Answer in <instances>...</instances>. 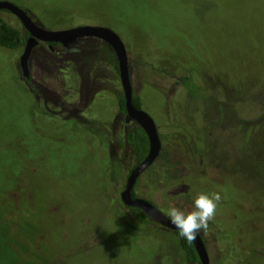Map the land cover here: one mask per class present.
I'll use <instances>...</instances> for the list:
<instances>
[{
  "label": "rangeland",
  "instance_id": "obj_1",
  "mask_svg": "<svg viewBox=\"0 0 264 264\" xmlns=\"http://www.w3.org/2000/svg\"><path fill=\"white\" fill-rule=\"evenodd\" d=\"M74 1L73 10L81 8V2L89 9L78 11L80 15L71 23L108 24L136 52L128 53L133 94L140 98L141 110L154 121L161 141L156 162L136 182V196L145 198L168 217L171 207L188 212L193 210L198 194L218 192L222 200L216 214L225 226L227 238L217 240V230L210 221L207 231L199 233L210 264H259L264 259V15L260 14L264 0H155L162 12L158 18L151 17L153 23L146 20L148 26L133 23L132 13L118 14L114 1L109 6L102 2L92 10L90 0ZM63 4L62 10L71 9ZM140 5L152 11L148 0H141ZM39 7L36 6L42 14L46 6ZM88 10L91 12L85 13ZM2 13L8 21L19 24L13 15ZM46 14L50 19L43 21L45 29L63 30L68 26L63 21L66 13L53 8ZM242 15L241 24L227 26L231 20L237 23ZM138 30L149 36L162 30L177 34L174 46L183 48L184 38L195 44L199 38L213 64H202L201 69L216 74H207L208 85L204 86L208 89L200 88V96L196 89H182L177 83L179 78L150 70L140 50L155 48V43L138 36ZM96 43L99 42H84L81 49L85 51L77 57L60 47L52 52L43 44L35 47L28 61V79L22 76L19 66L23 49L0 48V128L21 130L25 126L20 118L26 122L31 111L12 107H19V97L22 98L12 90L17 87V76L34 97H39L42 107L47 104L48 110L63 113L67 108L73 112L71 116L85 107L82 114L87 126L93 127L103 140L102 120L112 115L108 127L113 137L109 154L113 161L108 170L101 171L95 166L97 161L94 165L83 156L88 153L81 150L80 133L70 139L67 127L50 118L37 117L42 136L59 142L63 137V148L31 136L27 141L20 140V144L33 143L37 148L15 149L2 161V174L12 182L9 190L18 195L13 203L18 211H11L0 198V217H6L10 224L3 226L0 222V264H19L9 248L11 241L27 243L26 249L28 246V252L37 258L27 254L25 264H187L171 230L154 223L140 224L143 227L139 228L128 209L120 204L119 193L131 169L130 150L120 148L126 127L122 115L114 110L115 92L121 94L122 89L108 52ZM254 46L261 55L252 53ZM89 57L90 66L83 65ZM160 59L176 64L171 54L157 57L153 64L161 66ZM76 63L77 94H72L66 90L63 72H70ZM5 108L18 113L13 115ZM99 148L93 145L90 150ZM112 192H117L114 200L109 196ZM19 218L28 219L41 238L21 229ZM121 224L137 227L147 235L135 236ZM153 230L158 234L148 235ZM232 242L236 244L231 255L237 258L231 262L228 249Z\"/></svg>",
  "mask_w": 264,
  "mask_h": 264
},
{
  "label": "trees",
  "instance_id": "obj_2",
  "mask_svg": "<svg viewBox=\"0 0 264 264\" xmlns=\"http://www.w3.org/2000/svg\"><path fill=\"white\" fill-rule=\"evenodd\" d=\"M11 3H13L14 5L18 6L19 8L23 9L24 11L27 12V14H29L33 20L35 21V23L44 28L42 23L44 20H49V16L46 14L47 12H50L53 8H55L56 10H59L61 12L66 13V17L63 16V21L68 22V26H64L62 28H69V27H73V26H77V25H92V23H78V24H74V22H70L71 19L76 18L77 16H79L80 14L78 13V11H82L84 9H89V8H84V4L79 3V1H77L79 3V5H81L77 11L73 10V6H72V2H75L74 0H63V2L58 1V0H8ZM81 1H85V0H81ZM110 1H114L115 3V10L118 12V14L123 13V14H127V13H132V22L139 25V26H148L146 20H148L149 23H153L151 20V17L153 18H158L161 15V7H159V5H157L158 3L155 0H148V4L151 6L152 11L149 12L147 10V8L144 5H140V1L141 0H90L91 4H94L91 7V10L96 6V5H100L102 2L106 3L108 6L110 4H108ZM63 4V7L66 5H68L69 7H71V9H67V8H63V10L61 9V4ZM156 4L159 8H156L153 4ZM248 3V2H246ZM242 4V8L244 10H246V6L245 4ZM39 5H41V7H45L46 8L43 10V13L40 14L39 10H37L36 6L39 7ZM252 5V4H251ZM50 6V7H47ZM255 6V5H252ZM39 9H41L39 7ZM50 10V11H49ZM91 10L85 13H90ZM2 12H6L7 14H10L7 11H0V48L6 49V50H10V51H19L20 49H23L24 45H25V41L26 39L29 37V34L23 29V27L21 26L20 22L17 20V22L19 24H14L10 21H8L6 18H4L3 13ZM55 12V11H53ZM260 14L264 15V6L261 8L260 10ZM12 15V14H11ZM42 15V16H41ZM240 15V14H239ZM238 16V15H237ZM236 16V18H237ZM239 19V18H238ZM244 20V15H242L239 19V21L237 23H234L233 20L227 22V26L230 28L231 27H235L236 25H238L239 23L241 24L242 21ZM155 24V23H154ZM67 25V24H66ZM93 25H97L100 26V24H93ZM103 26L108 27V28H113L112 26H109L108 24H104ZM152 28L149 27L147 28V31L150 32ZM122 34V32H121ZM124 36V34H122ZM150 35L147 32L138 30V36L142 37L150 42H154L155 43V48H146V49H142L140 50V52L142 53V59L144 61H146V65L147 67L152 70V71H156V72H161L163 74H165L166 76L169 77H177L179 78L178 80V84L181 85L182 89H185L186 91L192 89H196L198 94L201 96L199 89H208L206 88L204 85L205 83L208 85L207 79H208V73H211L210 76H215L216 74L212 73V72H203V69H201L202 64H206L205 66H207L208 64L213 65L211 62L212 60H210L209 58V50L208 52L206 51V47H204V45L201 44L200 39L198 38V44H195L194 42H192L191 40L188 39H183L185 44H182L185 48L183 47H178V46H174L175 43H177L175 40L177 38V34H172L169 35L168 31L162 30L159 33H156V36ZM198 35V32H197ZM176 36V37H175ZM122 39V38H121ZM232 41V36L230 38ZM127 53H131V54H135L136 52H134L130 46V44L125 41L124 39H122ZM153 40V41H152ZM235 42V41H234ZM237 43V42H235ZM98 45H103V47L106 49V51L109 54V63L111 61L112 63V67L114 69V72L116 74H118L119 76V71H118V62L117 59L113 53V51L111 50V48L104 42H99L96 43ZM173 45V46H172ZM155 49V50H154ZM242 51H247L246 49H243L241 47ZM48 50V49H47ZM85 51V50H83ZM83 51L80 53L82 54ZM255 54L261 55L260 53V49H258L257 46L253 47V52ZM167 54H171L172 57L175 59L176 64L175 63H167L166 60H161L162 65H155L153 64V60L157 59V57H161V58H165ZM264 57V53L261 55ZM83 58V57H82ZM154 58V59H153ZM90 60L91 58L89 57L88 60H84L83 61V65H87L90 66ZM149 60V61H148ZM87 62V63H86ZM70 64H73L72 61L70 62ZM74 68L72 67V69L70 70V72H66L63 75L64 78V83L66 85V90H69V93L72 94H77L76 91V72H75V67L76 65H73ZM208 74V75H207ZM15 85H17V87H14L13 92H15V94H19L21 95L22 98L19 97V107H15L12 106L13 108L17 109V110H26L28 108H30V112L27 113L28 118L26 119V122L20 118V123L21 125H24L25 127L22 128L21 130L17 131V132H13L10 131L9 128L7 126H5L4 128H0V146L3 145V149L0 150V189L2 190V192L0 193V198H2L4 205L7 206V208H9L11 211H13L14 213L16 211H18L17 207H15L13 205L14 201L18 198L17 192H12L11 190H9L10 188V183H12L10 181V179L8 177H5L2 174V161L6 158H9L11 156L10 153H14L15 149L16 150H22L27 148L28 146H32V148L30 150H33L35 148H37V146L32 144H28V145H22L20 144V140L23 141H27V137H35V138H40L39 140H47L49 142H52V144L54 146H59L63 148V137H62V141H55L53 138L48 137L46 135L42 136V131L40 128V125L38 124L37 121V117L39 118H50L51 120H55L58 121L60 126H65L67 127V131H68V137L70 139H75L77 136V133H80V141L79 143L81 144V150L84 151L85 153H88L87 155L83 153V156L85 157V159L87 161H94V165L95 162H98V165H95L96 168H99V170H108V166L110 165V162L113 161V158L111 157L110 154V146L113 144V137L110 134V128L109 126V122L111 120L112 115H109L108 117H106L103 121V126L102 129H104L105 132V139L103 140V138L101 139L100 136H97L95 134L94 128L91 126H87V120H85L83 118V114L82 112H84V108H82L81 112H78L76 115L74 116H68L67 120H63V115H59L56 113H51L48 110H46L44 107L41 106V104H39L38 101H36V97H34V94L32 93V90L28 87H26L21 80H19L17 78V76L15 77ZM120 80V78H119ZM121 85V84H120ZM122 89V88H121ZM181 89V88H180ZM264 99V97H263ZM115 107L114 110H117L120 114H125V108H124V97H123V92L121 94H117L115 92ZM133 104L137 109H141V100L139 97L135 96L133 94ZM6 111L8 113H13L17 114L18 112H13V110L9 111L8 108H5ZM16 118V117H15ZM49 120V119H48ZM123 126L126 127V133H125V140L124 143L120 144V148L124 149L125 147H127L130 152H131V164H130V171L135 168L137 165H139L142 160L146 157L148 150H149V142H148V138L146 136V134L144 133V131L134 122H131L129 124H126L123 120ZM28 131L30 132V134L26 135V133H28ZM19 133L22 134V138H20ZM75 134V137L73 138L72 135ZM14 135H18V138L13 137ZM14 140L11 143H4L6 140ZM2 141L4 144H2ZM95 146V148H99L97 149V151H91L90 148H92V146ZM122 146V147H121ZM41 150V149H38ZM35 151L36 153L40 154V152ZM87 150V152H86ZM94 152V153H93ZM25 153V152H22ZM92 154V157H90L89 155ZM45 154V152H44ZM62 154V153H61ZM43 155V154H40ZM90 157V158H89ZM119 161V160H118ZM120 162V161H119ZM156 162V161H155ZM154 162V163H155ZM154 163L152 165H154ZM151 165V166H152ZM150 166V167H151ZM125 169V168H124ZM129 171V173H130ZM125 174V180L127 178V176L129 175ZM138 181V179H137ZM136 181V182H137ZM124 184V183H123ZM125 185V184H124ZM136 185V184H135ZM124 188V187H123ZM264 189V184H262V187ZM135 190V186L132 190V197L136 198V194L134 192ZM262 193H264V190H261ZM260 191V192H261ZM111 198L114 200V198L117 197V192H112ZM145 199V198H144ZM146 200V199H145ZM121 201V200H120ZM112 204L116 203L115 201H111ZM122 206L123 203H120ZM126 207V206H125ZM127 208V207H126ZM128 211L130 212V214L132 215V218L134 219V223L136 222L139 226V228H142V225H148V224H152V222L150 221V219L139 209L136 208H127ZM115 216V211H114V215ZM116 220L120 221L119 218H117L116 215ZM0 222L3 226H8L9 224V220L6 217H0ZM18 223L21 227V229H23L24 231L28 232V231H32L34 234H36L38 237L41 236V233L39 232V230L32 226L31 223L28 222L27 220H24L23 218H19ZM210 223L212 224L213 227H215V229L217 230V240L220 238H227V232L225 229L224 224L221 222V219L219 217H217V214L215 215V218L213 220L210 221ZM142 224V225H140ZM122 225V224H121ZM157 225V224H156ZM124 226V225H122ZM136 226V225H135ZM126 230H128L131 234L135 235V236H140V235H147V234H143L140 233L138 231V228L136 227L134 228H130L127 226H124ZM172 233L174 234L175 238L178 241L179 247L183 253L184 259L186 261L187 264H200L199 262V258L198 255L195 251L194 245L193 243H188L186 239L182 238L179 236L178 231H172ZM158 232H155L153 230V233H149L148 235L154 236L157 235ZM41 238V237H40ZM203 240V238H202ZM204 242V240H203ZM31 245V243H29ZM234 242H232L230 244V249H228L229 251V256H231V262H232V258L234 259V257L231 255V252H234ZM26 245L27 243L21 242V241H11L9 248L13 254V256L15 257V259L18 261L19 264H25V255H29L30 257H34V253L32 252H28V246L26 249ZM222 250V249H220ZM37 257H39L40 255L35 254ZM155 257H157V255H155ZM155 257L153 259H155ZM237 258V257H236ZM239 258V257H238ZM37 259V258H35ZM40 259V257H39ZM230 262V263H231ZM38 263V261H34V264ZM264 264V259H260L259 264Z\"/></svg>",
  "mask_w": 264,
  "mask_h": 264
},
{
  "label": "water",
  "instance_id": "obj_3",
  "mask_svg": "<svg viewBox=\"0 0 264 264\" xmlns=\"http://www.w3.org/2000/svg\"><path fill=\"white\" fill-rule=\"evenodd\" d=\"M0 11H7L12 14L29 34L19 58L20 70L25 79L29 77L28 61L31 52L39 43H58L67 47L77 40L88 38L102 41L111 48L118 62L120 84L124 97L125 122L136 123L144 131L149 142V150L146 157L130 171L125 180L124 188L120 193L121 202L127 208L141 210L152 223L171 231H178L170 219L151 202L140 197H132V190L139 176L159 157L161 141L154 121L144 111L137 109L133 104V89L129 74L128 53L119 35L108 27L97 25H81L63 30H47L38 26L26 11L8 0H0ZM192 243L200 264H210L201 235L197 234Z\"/></svg>",
  "mask_w": 264,
  "mask_h": 264
},
{
  "label": "clouds",
  "instance_id": "obj_4",
  "mask_svg": "<svg viewBox=\"0 0 264 264\" xmlns=\"http://www.w3.org/2000/svg\"><path fill=\"white\" fill-rule=\"evenodd\" d=\"M222 197L218 192L211 195L201 193L194 199L193 210L185 212L178 207H171L167 213L171 223L175 225L179 236L192 243L202 230L207 231L209 221L216 215Z\"/></svg>",
  "mask_w": 264,
  "mask_h": 264
},
{
  "label": "flooded vegetation",
  "instance_id": "obj_5",
  "mask_svg": "<svg viewBox=\"0 0 264 264\" xmlns=\"http://www.w3.org/2000/svg\"><path fill=\"white\" fill-rule=\"evenodd\" d=\"M85 25V24H84ZM77 26H81V25H77ZM77 26H73V27H77ZM73 27H69V28H73ZM69 28H65V29H69ZM89 40H94V41H98L96 39H88V38H85V39H82V40H77L76 42L68 45L67 47L66 46H63L61 44H58V43H39L37 46L43 44L44 46H46V49H48L49 51H54V48L55 47H60V48H63V51L64 53L66 54H72V56H75L77 57L82 51L83 49H81V45L86 42V41H89ZM98 42H102V41H98ZM36 46V47H37ZM65 65H69V64H65ZM64 65V67H65ZM65 72H63V75H64ZM40 94V93H39ZM36 101L39 102V97L36 98ZM44 104V108L46 110H48L47 108V104L43 103ZM49 112L51 113H56V114H59V115H63V120H67L68 119V116L69 114H73V112L70 110V112H68L69 110L67 108L63 109V113H60V112H56V111H52V110H48ZM122 117H123V120L125 122V114H121ZM71 116H74V115H71ZM126 123V122H125ZM131 122H128L126 124H129ZM122 192V191H121ZM120 192V193H121ZM120 193H119V198H120ZM121 200V199H120ZM202 238V237H201Z\"/></svg>",
  "mask_w": 264,
  "mask_h": 264
}]
</instances>
